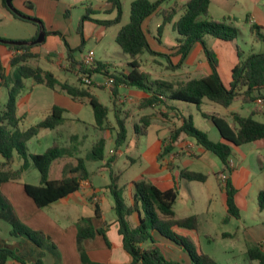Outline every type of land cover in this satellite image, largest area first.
<instances>
[{
	"label": "trees",
	"instance_id": "trees-1",
	"mask_svg": "<svg viewBox=\"0 0 264 264\" xmlns=\"http://www.w3.org/2000/svg\"><path fill=\"white\" fill-rule=\"evenodd\" d=\"M13 0H11L12 2ZM167 0H132L130 3L129 20L123 24L115 36V41L123 53L128 55L127 73L112 72L108 73L107 63L95 61L89 68H83L82 59L73 56L74 51H81L82 44L77 48L71 49L66 45V59L68 69L77 76L78 71L86 72L89 76L93 73H103L107 77L113 78V85L110 87L111 101L115 105L117 89L120 85L136 87L145 92L147 97L143 98L138 107L153 108L161 105L165 111L160 113L162 120H168L169 110L177 109L168 105V100H180L195 105L201 116L212 121L217 128L220 140L214 141L208 134L193 124L190 115H177L180 124L171 129L167 143L162 146L161 156L172 149V144L177 140L181 133L194 139L195 143L204 150L212 152L222 162L223 169H228V161L232 156L233 148L242 144L264 139V102L258 104L257 100L264 101V52L250 53L242 58L243 52L237 48V62L231 69V80L225 85L218 72V60L214 51L207 47L204 36L212 35L221 41H231L238 35V29L226 19H214L208 15V6L211 0H185L182 5H171L163 7ZM2 6L13 16L22 21L30 22L37 26L36 34L30 39L33 40L38 35L39 28L48 34L43 22L32 15L24 13L14 6L10 9L5 0H1ZM111 8L116 11V15L111 19H95L90 14L93 9L88 3L85 12L79 20L77 31L82 34V25L85 20H92L102 26L110 27L121 22L122 5L120 0H107ZM13 5V4H12ZM24 5L27 9L33 7L30 0H25ZM156 14L161 17V22L157 27V40L162 34L164 26L171 23L173 18L178 17L172 23V29L176 32L173 54L180 56L179 62L174 65L169 59L168 54L154 51L148 41L143 23L146 18ZM37 22H36V21ZM250 30L254 32L257 39L264 40V33L261 26L250 23ZM56 33V32H53ZM0 39H5L0 36ZM29 41V40H27ZM195 44H200L211 72L198 78H187L186 80H165L151 79L150 73L140 70L141 56L145 53L149 55H159L168 60L167 68L175 69L180 65L190 53ZM12 51L8 60V65L12 72L7 74L0 57V86L6 90V100L0 106V155L3 161L0 162V187L6 181H16L20 179L21 172L25 169L28 158L38 170L39 183H23L24 192L29 196L38 208H44L55 201H58L80 187L81 179L87 176L82 157H73L76 165L71 169V173L60 177H52L49 174L51 166L62 158L73 156V150L60 147L55 140L42 153H28L26 143L29 139L38 134L42 128L55 129L63 120L64 109L53 106L50 113L36 124L30 125L25 129L20 126L23 116L17 114V99L21 92L26 89L25 81L32 84H43L51 89H57L69 95L73 99H85L90 105L94 115V125L101 127L106 124L109 106L103 104L96 95L90 91L91 84H83L80 78H76L77 85H71L68 80L60 81L53 72L44 69L37 64H33L39 54L33 52L32 48L40 44H3ZM239 98L243 103L255 102L257 105L252 107L249 115H242L233 111L230 113V123L225 117L214 113L201 110L204 99L228 107ZM256 114H261L263 120L254 118ZM154 114L146 113L140 116L138 122L132 125V132L135 136L146 135L148 126ZM116 134L114 138L115 148L122 146L127 140V129L123 119L115 116ZM71 137V139H73ZM104 139L95 142L91 147V155L95 159L104 157ZM14 155L22 159V163L16 170L8 169L7 166L13 160ZM115 156H110L106 163L110 164L115 160ZM230 171V170H229ZM180 178L189 181L204 182L207 174L181 168ZM133 203L128 204L123 197V190L116 184L115 176L110 172V183L107 185L112 198L113 210L118 223V233L121 236L124 251L130 256L127 264H180L177 261L169 260L161 253L156 245L143 247L145 242L153 243V232H157L163 238L176 243L189 256L192 264H217L215 259L204 252L199 245L193 242L186 235L180 234L176 228H186L193 231L198 229V218L195 214L177 218L174 212V203L178 195L176 187L160 189L158 186L145 178L133 181ZM226 205L228 217H239V209L234 201V188L229 178L225 187ZM259 209L264 208V190H260L257 196ZM97 216L100 215L98 204L93 203ZM138 213V222L131 225L129 216ZM0 220L10 225L9 235L15 238L14 242H8L0 237V264H44L43 257L46 253L51 254L55 264H60L61 256L56 244L43 232L33 230L24 224L17 216L11 202L0 188ZM101 234L106 243L105 232L102 228L95 229L90 218H80L77 222L76 245L83 264H93L88 260L83 240L93 238L95 234ZM264 243H257L247 248L248 258L256 260L259 264H264Z\"/></svg>",
	"mask_w": 264,
	"mask_h": 264
},
{
	"label": "crops",
	"instance_id": "crops-1",
	"mask_svg": "<svg viewBox=\"0 0 264 264\" xmlns=\"http://www.w3.org/2000/svg\"><path fill=\"white\" fill-rule=\"evenodd\" d=\"M24 1L25 0H13L12 4L16 9L29 15L35 16L37 18H40L43 21L44 28L48 32V34H45V39L42 43H40V46L32 48L33 52H37L39 54L37 59L33 60L32 62L45 61L57 67L58 70L63 71V75L58 76L52 70L47 69L53 72L60 81L68 80V74H72V71L68 69L69 64L68 60L66 59L67 49L65 42L71 49L77 48L80 44H82L83 46L84 43L90 41L100 42L103 40L107 28H109H105L104 26L92 20H85L82 25V34H80L77 31L78 24L76 26V29H74L73 27V22L71 20V8L77 3H81L83 10L82 13L84 14L85 7L89 3L93 9V13L90 14L91 18L96 19V17L93 16L102 12L112 14V18H114L116 15V11L111 8V5L107 3V0L104 2L102 0H30L33 5L31 9H27L25 7ZM235 1L236 0H211L208 6V15L210 14V8L212 5H214L215 8L217 7L219 10H222L226 13H231ZM0 15L3 16V18H0L1 20H6L11 23L17 19L11 16V14L2 6L1 0ZM155 16L157 15H151L150 17L146 18L143 23V27L146 32L150 46L156 52L168 54L172 64L176 65L180 59L179 55L173 54L174 51L172 48L176 42L174 41V43L170 47H166L161 43V40L158 41L157 37L151 35L152 33L150 31V22ZM211 16L213 17V15ZM178 17L179 15L173 18L172 22L168 24H172L178 19ZM102 19L105 18H100V20ZM250 19L254 23L260 25L259 21H257V19L253 15H248L246 17L247 22H250ZM160 22L161 20L156 24L157 27L159 26ZM77 23H79V21ZM166 25L162 30L161 37L164 34L163 32L166 28ZM119 28L120 26L116 29L114 33V40ZM25 29V33H19L14 30H3L2 32H0V36L9 40L27 41L30 40L38 30L37 26H35L34 24L30 28ZM161 37H159V39ZM90 49H92L95 54V50L93 48ZM11 54L12 51L8 50L4 46H0V57L5 68V72L7 74H10L12 72V68L8 65V60L11 57ZM72 54L76 59L80 60L82 58H77L74 53ZM100 56L102 58L100 57V59H97L94 55L95 61H103L108 64L107 67L112 66L113 68V70L110 72L108 71V73L128 72L129 68L127 66V54H124L123 56L126 58V61H123L124 63L118 65L111 61L112 55L108 51L103 52ZM157 57H159V55H151V57H149L147 61L161 65V62L157 60ZM236 62L237 60L233 62L231 66H233ZM219 63L220 61L218 60V72L222 80V76L224 75L220 71ZM182 68H186L184 70L186 78H190L192 76V73L194 72L201 73V76L207 75L211 72L200 44H195L192 47L188 56L185 58V60L175 69L171 70ZM140 70L147 71L143 67H140ZM148 72L150 73L151 79H161L155 78L151 71ZM96 73L100 74L98 72ZM94 74L95 73H93L92 75ZM92 75L91 79L93 83H95L99 87L105 85V82L101 81L100 79H98L97 82H94ZM227 77V81H224L226 80V77L222 80L225 85H228L231 80V72L228 73ZM25 84L26 89L19 94L17 99V114L19 116H23L24 118L20 126L21 129H25L30 125L36 124L50 113V110L53 106H59L64 109V120L59 126L54 129L56 131V134H62L61 132H63L64 130L62 129V127L64 125L70 126V130H72V125L75 124H81L85 129L92 127V129L100 131L101 134L95 137V141L91 142L89 151H87L86 157H84L79 146V142H81V139L84 138H81L75 132L69 133L68 131V139L69 141L74 143L72 145H69L67 148L70 149V151L72 149L74 155L69 156L67 154V157L57 160L51 166L49 174H51L52 177H60L68 174H79L80 172L71 173V169L76 165V161L73 157H82L84 159V166L87 172V176L84 177V179H81L79 189L71 193L70 195L58 201H55L54 203H51L50 205L44 208H38L34 204L33 200L24 192V182H20L17 180L6 181L1 184V191L7 196L17 216L24 224H26L33 230L43 232L56 244L59 254L61 256L60 264H83L81 262L76 245L77 222L82 217L90 218L92 225L95 229L102 228V230H104L105 232L106 239L109 242L108 245L104 237L98 233H96L93 238L84 239L83 246L88 260L93 262V264L129 263L131 259L130 256L123 249L121 236L118 233V223L116 222L115 212L112 207L113 202L110 200L111 194L107 189V185L110 183V172L114 174L116 181L122 175L117 174L113 171V166L115 164L116 158L112 163H106L107 159L110 156L115 155L116 157L118 154L119 148H116V150L115 148H109L107 151L105 150V138L108 136L106 133L108 132V130H113L114 136H112V138H115L116 126L111 124L108 118L106 124L101 127H96L94 125L93 112L92 110L86 108L89 104L85 99H73L66 93L57 89H51L43 84H32L31 81H25ZM106 86L109 87L107 83ZM120 86H123L124 88H129L125 85ZM2 93H5V98L1 97ZM93 94L96 95L95 93ZM145 97H147V94L141 90H130L128 93H120L119 89H117V97L115 102L116 104L113 105L111 103V107L109 106V112H114V118L115 116H118L119 118L124 120L127 129V136L129 131L131 134H133L132 125L138 122L141 115L148 113V111L154 114L146 133V135H149V129L151 127H154L155 131L154 137L152 139H148L146 140V142H143L140 141V139L138 138L139 136H135L133 134L136 139L138 138V142H141V144L145 143L146 147L140 153V158L142 161L148 162V164L146 165V168L139 174H133L125 179L122 185V190L125 188L123 190V194L125 193V196L127 197V200L126 198L125 200L128 204L133 203L132 183L133 181H136L140 178H145L149 180L150 182H152L163 190L176 187L178 189V195L173 207L175 216L177 218H181L195 214L199 222L198 229L196 231L186 228H176V231L180 234L186 235L193 242H196V244L199 245L198 235L201 228L200 214H203L205 211L206 213H208V210L211 206L210 199L208 198V194H203V198L205 200L208 199V203L205 208L202 209V212L199 213L198 211H195L191 207V199L193 198V193L190 188V183L194 181H189L180 178L179 170L181 168H186L188 170L204 173L205 171H203V169L201 168L210 169L211 167L207 165V163L202 157L205 155L210 158V155L207 154V150H204L203 148L198 146L194 140H190V137L186 136L184 133H181L178 136L177 140L172 144V149L168 153L161 156L162 146L164 142L169 139V133L171 129L177 127L180 124V119L177 118V115H181L183 113L180 110H176V112H174L175 110L171 109L169 110V116L171 118L167 121L162 120L160 118V113L164 112L166 109H160L158 106H154L153 108L142 109L138 107V103ZM5 100L6 90L4 87L0 86V106L5 102ZM120 101V104L123 105L122 107L118 106V103ZM129 105H135L137 106L138 110L142 111V113L138 115L137 121H133V117L128 110ZM92 119L93 123L91 121ZM127 125L130 127L129 130ZM162 130H165L166 134H160L159 132ZM73 136L74 138L71 139V137ZM100 139H104L105 142L104 157L103 159H95L91 155V147L95 142ZM48 147L49 146H47L45 149H47ZM110 150L113 151L112 154L110 153ZM233 154L240 156L239 159H236V157H232ZM250 154H252L256 158L258 156L264 158V139L242 144L233 148L231 159L233 158L232 161L234 166L229 174V181L235 191L234 201L239 209V217H228L226 221L224 220L227 216V205L226 193L224 188L222 187H220L219 204L215 205V209L217 208L219 213L220 222L231 223L234 226L233 231H230L225 228L222 229L219 232L220 236L222 238L237 239H240L242 237L245 243V250L240 254V261L243 262H235L237 260H232L231 258L230 264H254V261L256 260H251L248 258L247 248L259 242L264 243V208L259 209L258 207V214H256V211H254V216L251 218V221L247 222L245 220L246 216L244 215V212H246L248 208L247 196L250 194L251 191V169L249 165L244 166V161L247 159V157H249ZM96 160L101 161L97 164ZM1 161H3V157L2 159H0V162ZM130 162L133 164L135 162V159L130 158ZM9 168L11 169V166H9ZM222 169L223 164L221 161L219 165L217 164L216 166L215 164V168L210 169L211 172L214 173V177L218 185L219 181L216 178V174ZM205 181L203 183H205ZM179 200L182 201L181 204H178ZM95 202L99 206V216L96 215L94 210L93 203ZM49 210L52 213H50ZM210 218L211 217L207 216V220L210 221ZM129 221L131 225H136L138 222V213H132L129 216ZM205 236L211 237L210 234L207 233ZM153 239V243L145 242L143 244V247H148L152 244L156 245L160 249L161 253L165 256V258L177 261L181 264H192L188 254L176 243L163 238L157 232H153ZM229 251V249L225 250V252ZM49 256L50 258H52V261L47 260L49 259ZM210 256L213 257L212 255ZM48 261H50L51 264H55L51 254L46 253L43 257V262L44 264H47Z\"/></svg>",
	"mask_w": 264,
	"mask_h": 264
},
{
	"label": "rangeland",
	"instance_id": "rangeland-1",
	"mask_svg": "<svg viewBox=\"0 0 264 264\" xmlns=\"http://www.w3.org/2000/svg\"><path fill=\"white\" fill-rule=\"evenodd\" d=\"M102 1L104 2L106 0H102ZM120 1L122 5L121 22L117 25L107 28V31L105 32V36L102 41L86 42L83 44L81 51L79 50L74 51L73 53L77 58H81L87 51L90 50L93 51L92 49H90L93 48L95 50L94 55L97 59H100L101 57L100 55L103 52L108 51L112 55L111 61L116 63V65L124 63L123 61H126L125 60L126 58L123 57L125 53L122 52L119 45L114 40V33L119 26L121 27V25L128 22L130 3L132 0H120ZM150 1H155V0H150ZM184 1L185 0H167L163 3V7H169L174 4L182 5ZM210 9H211L210 14L213 15L214 19H226L227 23H231L238 29L237 37L231 41L225 42V41L217 40L215 37L208 34L204 36V41L207 47L214 51L216 58H218L217 60L220 61L219 63L220 71L224 75L222 76V78L225 79L226 77V80L224 81H227L228 79L227 75L229 72H231V69L233 67L231 65L233 62L237 60V48H239L243 52L242 58L247 57L250 53L264 52V40L257 39L255 37L254 32L250 30V23H254V22L251 21V19L250 22L246 21V17L248 15H253L257 19V21H259L261 25V31L262 33H264V0H236L235 4L233 5V10L231 11V13H226L222 10H219L217 7L215 8L214 5H212ZM82 11L83 10L81 3H77L75 6L71 8V16H72L71 20L73 22L74 29H76V26L78 24L77 22L81 19L83 15ZM210 14L209 16H211ZM93 17H96V19H100V18L106 19V18H112V14L102 12L99 14H95V16ZM0 18H3V16L0 15ZM160 20L161 17L155 16L152 18L150 22V31L152 33L151 35L155 37L158 36L156 24ZM32 25H33L32 23L21 21L18 19H16L12 23L0 19V32H2L3 30L5 31L14 30L19 33H25L26 32L25 28H30ZM163 33L164 34L162 35V37L160 36L161 43L166 47H170L174 43L175 37L177 36L176 32L172 29V24H167ZM149 57H151V55H149L148 53H145L141 56V67L147 70V72L151 71V73L155 78H161L165 80L187 79L184 74V70L186 68L171 70L169 68H166L168 64V60L166 58L162 56L157 57V60L161 62V65H158L153 62H148L147 60L149 59ZM33 64H37L44 69H50L58 76H62L64 73L63 71L58 70L57 67L45 61H40V62L34 61ZM112 70H113L112 66L107 67V71L110 72ZM201 75L202 74L199 72H194L192 73L191 77L198 78ZM68 76H69L68 82L71 85H77L78 81L76 78L78 77L75 78V75L73 73L68 74ZM92 78L94 79V82L95 81L97 82L98 79L104 81L105 85L99 87L92 81L93 84L89 86L90 91L95 93L102 103L111 107L112 102L109 91L110 85L109 87L106 86L107 75L103 73L100 74L95 73L94 75H92ZM118 89L120 93H128L130 90H136V91L139 90L136 87L124 88L123 86H118ZM1 97L5 98V93H2ZM120 103L121 101L118 103V106L122 107L123 105H121ZM257 103L255 102L243 103L239 98H236L231 103L230 106L223 107L219 104L204 99L200 107L202 111L215 112L225 117L230 123H232L231 121L232 119L230 117V113H231L230 111H236L242 115H249L252 107L257 105ZM167 104L172 105L177 110H180L184 115H190L192 117L194 126L206 132L210 139L214 141L220 139L219 132L212 123V121L202 117L194 104L183 102L180 100H168ZM86 108L91 110L89 105H87ZM160 109H165V107L161 105ZM128 110L133 117V121H137L138 115L142 113V111L138 110L137 106L135 105H131V106L129 105ZM148 112L150 113V111ZM108 118L111 124L116 126L113 111L109 112ZM254 118L259 121L263 120L261 114H256ZM91 121L93 123V119ZM127 127L129 130L130 127L128 125ZM72 128L73 129L70 130V126L64 125L62 127V129H64L63 132H61L62 134H56V131L54 129H46V128L40 129L39 134L31 138L26 143L27 152L42 153L44 152L47 146H50L52 144L54 140L58 142L60 147L67 148L69 145H72L74 143L69 141L68 139L67 135L69 131V133L75 132L81 138H84L81 139V142H79L80 143L79 146L81 148L82 155L86 157L91 142L95 141V137L99 136L101 132L97 131L96 129H92V127L85 129L81 124L72 125ZM149 130H150L149 135H142L138 137L140 141L146 142V140L152 139L154 137V131H155L154 127H151ZM159 133L164 135L166 134V131L162 130ZM106 134L108 135L105 138L106 139L105 150L107 151L109 148H115V144L113 141L114 138H112V136H114L113 130H108ZM137 139L129 131L126 142L118 149L116 161L113 166V171L115 173L122 174L119 177V179L116 181L118 187L122 188L123 187L122 185L126 178L130 177L133 174H139L146 168V165L148 164V162L142 161L140 158V153L146 147V145L145 143L141 144V142H138ZM189 139L194 140L192 138ZM245 146H252V145H245ZM207 154L210 155V158L205 155L202 158L204 159V161L207 163L208 166H210L211 168H215V164L216 166L217 164L218 165L220 164V160L212 152L207 151ZM232 157H236V159H239L240 156L233 154ZM13 158L14 160L10 163V165L7 166V168L10 169L9 166H11V170H16L20 166L19 163H22V159L17 155H14ZM130 158L135 159V162L133 164L130 162ZM211 158H213L214 160ZM0 159H2L1 156ZM100 161L101 160H96V163L98 164L100 163ZM244 162H245L244 166L249 165L251 169V173H250L251 191L250 194L247 196L248 208L246 212H244V215L246 216L245 220L248 222L251 221V218L254 216L253 213L254 211H256V214H258L259 209L257 204V196L260 190H264V158L260 156L256 158L255 156L250 154L249 157H247V159ZM201 169H203V171H205L204 173L207 174V180L205 181V183L200 181L197 182L194 181L190 183V188L193 193V198L191 199V207L195 211H198L199 213L202 212V209L205 208V206L208 203V199L205 200L203 198V194H208V198L210 199L211 206L208 210V213H206L205 211L203 214L202 213L200 214L201 228L198 235V240H199L198 244L201 246L204 252H207L214 257L217 264H230L231 258L232 260H237L235 262L242 263L243 261H240L241 259L240 254L245 250V243L243 241V238L242 237L240 239L222 238L219 234V232L224 228L230 231H233L234 229L233 224L220 222L218 210L217 208L215 209V205L219 204V194L221 187L220 183L218 185V183L215 180L214 173H212L210 169L207 168H201ZM17 181L24 183H33V184L38 183L39 181L38 170L35 168V166L32 164L29 158L25 169L20 174V179ZM123 197L126 198L127 200L125 193L123 194ZM110 200L113 202L112 196H110ZM181 203L182 201L179 200L178 204ZM50 213L52 212L50 211ZM207 216L211 217L210 221L207 220ZM9 229H10V225L5 221L0 220V237L6 239L8 242H14L15 238L9 235ZM206 233L210 234L211 237L205 236ZM228 249L230 251L225 252V250ZM47 260L52 261V258H50L49 256V259ZM50 261H48L47 264H51ZM254 264H258V263L254 261Z\"/></svg>",
	"mask_w": 264,
	"mask_h": 264
},
{
	"label": "built area",
	"instance_id": "built-area-1",
	"mask_svg": "<svg viewBox=\"0 0 264 264\" xmlns=\"http://www.w3.org/2000/svg\"><path fill=\"white\" fill-rule=\"evenodd\" d=\"M82 66L83 68H89L92 64L95 63V57H94V52L93 51H87L83 56H82ZM77 76L80 78L81 82L83 84H91L92 83V79H91V76H89L86 72H83V71H78L77 72ZM113 78L111 77H107V84L112 86L113 85ZM258 103L260 104H263V100L262 99H258L257 100ZM167 142H165L166 144ZM110 153L112 154L113 151L110 150ZM234 164H233V161L232 159L230 158L229 161H228V169H222L221 171H219L217 174H216V177L217 179L219 180V183L221 185V187H225L226 185V182L229 178V174L233 168ZM230 170V171H229Z\"/></svg>",
	"mask_w": 264,
	"mask_h": 264
},
{
	"label": "water",
	"instance_id": "water-1",
	"mask_svg": "<svg viewBox=\"0 0 264 264\" xmlns=\"http://www.w3.org/2000/svg\"><path fill=\"white\" fill-rule=\"evenodd\" d=\"M5 2L10 9L14 10L11 0H5ZM44 39H45V32L41 28H39L38 35L33 40L25 41V40L0 39V43L16 44V45H20V44L35 45L42 43Z\"/></svg>",
	"mask_w": 264,
	"mask_h": 264
}]
</instances>
